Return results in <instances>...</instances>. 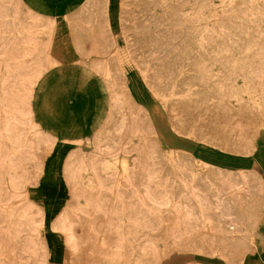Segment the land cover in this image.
Segmentation results:
<instances>
[{
    "label": "rangeland",
    "instance_id": "1",
    "mask_svg": "<svg viewBox=\"0 0 264 264\" xmlns=\"http://www.w3.org/2000/svg\"><path fill=\"white\" fill-rule=\"evenodd\" d=\"M110 1V24L118 34L119 0ZM151 7L146 13L141 0H121V27L153 98L134 64L128 66V75L139 100L152 105L157 138L171 153V168L165 171L159 157H151L146 163L151 176L145 183L137 184L138 172L133 171L130 185H122L114 180L117 169L106 167L107 157L98 154V135L73 142L61 173L68 198L56 216L47 217L38 194L45 187L47 161L57 140L36 122L33 97L38 79L52 64L55 22L27 0H0V264H154L160 253H168L161 264L172 254L205 263L219 262L209 256L225 260L207 252L204 240L213 232V220L202 198L214 180H221V168L228 171L222 178L228 185L238 182L234 171L246 178V171L254 170L264 178V131L255 152L219 146L222 120L214 101L234 95L258 113L257 120H264V0H154ZM160 20L166 26L163 38L150 44L152 35L160 36ZM145 22L150 30L137 29ZM186 38L196 42L202 71L213 81V102L187 133L174 129L171 113L176 120L189 115L190 121V110L177 112L175 97H160L149 80L154 64L186 53ZM144 44L149 46L146 53L137 56ZM161 45L173 46V57L161 58ZM186 73L191 71L181 66L179 75ZM195 93L191 87L184 94L190 98ZM207 118L216 129L204 127ZM247 121L238 119V125L246 127ZM140 139L120 141L119 151L141 148ZM84 143L93 144L92 151L79 160ZM102 229L104 237L99 236ZM180 235L184 242L178 250L171 244Z\"/></svg>",
    "mask_w": 264,
    "mask_h": 264
},
{
    "label": "bare ground",
    "instance_id": "2",
    "mask_svg": "<svg viewBox=\"0 0 264 264\" xmlns=\"http://www.w3.org/2000/svg\"><path fill=\"white\" fill-rule=\"evenodd\" d=\"M95 1L97 2V0ZM153 1L154 0H141L143 4L142 9L144 12L147 13L148 11H152L151 3ZM95 7L98 8V6ZM94 9L93 11L95 12ZM79 12V14H81V11ZM84 13H86V11ZM79 14L77 15V17L80 16ZM90 14L89 16L88 14H86V17H83L87 18L88 16L87 19H89V17L90 19H92V15ZM96 14H99V12ZM72 15L71 19L73 17ZM65 17L67 20V16ZM83 17L81 16L78 18ZM84 18L83 20H85ZM93 20H90V22H96L97 17L96 20ZM78 21L80 23V20ZM90 22L89 25H92L93 22ZM75 23L73 25H75ZM79 23L77 24L79 25ZM96 23H98V21ZM77 24L75 26H77ZM98 25L97 28L99 27ZM146 26V22L142 24L138 23L137 29L147 32L151 28L147 29ZM165 28L166 26L164 20H160V36H158V38L157 36L152 35L150 44L157 43L162 40L164 35L162 31H164ZM80 29L76 30L80 31ZM85 29L83 26V30ZM100 29L101 28L99 27V30ZM86 31L87 30H85L84 32L89 33V31ZM102 35L103 33L101 34V36ZM72 36H74V34ZM88 36H90V34H88ZM91 36H93V34H91ZM101 36H99L98 34V37ZM104 36L105 35H103V37ZM88 38H90L89 42L91 41L90 43L93 44L98 41H96V38H93L95 42L94 40H91V37ZM189 39L190 38H186V40L184 41V45L186 46L184 49L187 51L185 54H180L181 58L178 57L166 59L165 57H167L168 55L172 56V54H170V51L173 49V46L161 45L159 47V51L161 58H165L164 65L159 64L161 66H156L154 64V68L149 74V80L150 82L154 83L153 85L156 86L155 91L159 93L160 97L162 95H166L169 97H171L170 95H173V97H175L177 101L175 105L177 112L183 113L186 109L190 110V121L189 115H184V118L182 120H176L173 117V114L171 113V125H173L174 129L183 131L185 133H187V131L191 129L195 117L197 118V116L203 114L204 111L210 107L209 103L213 102V89H209V87L213 88V81L210 77H208V75L204 74V72L202 71L204 65L202 66V63L199 59H203V57L199 56L200 54L197 52L196 42L191 41ZM88 44L89 43H87L86 45L88 46ZM104 46L100 47L103 48ZM148 47L147 44H144L142 50L139 49L136 55L139 56L145 54ZM79 52L78 54H80ZM96 53L97 54L95 55H98V52ZM84 56L86 57V55ZM113 60L111 61V67H113V70L116 71L117 66L119 65L116 66V63H114ZM146 62L147 58L144 60V63ZM100 63L101 62L99 61L98 66L100 65ZM111 64H108V67H110ZM181 66L189 68L191 73H186L180 76L179 71ZM121 72V70L116 71V74L119 75L117 82L119 89L121 90V94L119 96H113L114 98L112 99L114 101V104L110 111L111 115L107 118L105 124L102 125L100 130L97 132V137L99 138L98 140L101 143L99 144L97 151L98 154H103V156L107 157L106 167H109L114 170L117 169L115 171V179L113 178L115 181L119 182L122 185H130L131 178H134L133 171H137L138 175L136 177V182L137 184H140L145 183L151 176V171L146 165V163L149 162L151 157H159L160 167L163 168L165 171H168L171 168V165L168 163L167 157L168 154L171 153L170 151L163 149V147L160 145L159 139L157 138V131L155 129L151 116L149 115L148 111L144 106L134 101V98L131 94L132 92L130 93V90H128L127 88L128 84L126 81V77H124L122 75L123 72ZM191 87L195 88L196 93L189 98L184 93H186ZM181 93L183 94L181 95ZM214 102L216 108H218V111L221 114L220 118L222 120V123L219 126L220 128L218 127L217 130V144L219 146L226 147L227 149H231L236 152H255L257 148V137L262 131H264V120H257L258 113L251 110L243 100L240 101V99L234 95L227 94L225 99L220 98L215 100ZM224 103H226V106H220ZM180 106H184V108H180ZM168 109L171 112V106H169ZM244 117L248 119L247 126L241 128V126L238 125V119H242ZM204 127H210V131L216 129V127L213 126V119L211 118L206 119ZM224 130H228V139L226 138V132ZM252 130L254 131L252 132ZM233 131L237 132L239 135H235ZM135 136H138L139 138L141 137V148L131 147L128 151L129 153L119 151L120 141H127L129 139H133V137ZM92 146L93 144L90 143L82 144L81 150L78 151L77 158L79 160L85 159L86 157L84 156V152L90 154L92 151ZM134 156H136L142 161L143 166L137 163L136 158H134ZM227 173L228 171L221 168V180H214L213 188L208 190L207 197L202 198V203L207 206L206 212L208 213V215H210L213 220V232L209 236H207V238H205L204 242L206 243V247L209 249V251L207 252L213 253V255H220L226 261L232 264H241L248 256V254L261 251L264 248V180L262 176L254 170H250L248 172L246 171L247 179L245 177L238 176V174L234 171L232 172L233 177L236 178L238 182H235L232 185H228L226 184L227 182L225 183L222 180V178ZM84 178L85 182L88 184L85 176ZM198 182L200 184H207L203 179H198ZM154 200L156 201L155 198L149 199V201ZM196 204L197 203L194 201V205ZM195 212H198V210L196 209ZM102 231L103 229L99 233L100 237L105 236L103 233H101ZM169 240L172 241L171 239ZM177 241L178 242L176 244L172 243L171 246L173 245V248L180 250V243L182 241L184 242V237L180 235ZM167 256L168 253H160V255L155 258L154 264H161Z\"/></svg>",
    "mask_w": 264,
    "mask_h": 264
},
{
    "label": "crops",
    "instance_id": "3",
    "mask_svg": "<svg viewBox=\"0 0 264 264\" xmlns=\"http://www.w3.org/2000/svg\"><path fill=\"white\" fill-rule=\"evenodd\" d=\"M27 1L37 10L50 13L55 22L54 32L49 48L52 64L38 79L33 97V116L36 122L41 126L42 129L49 132L57 140L55 150L47 161V172L45 179L43 180V185L45 187L41 189L38 194V200L45 206L46 216L54 217L57 215L61 206L63 205V202L68 198L67 196L69 195L61 173L66 155L68 154L69 150L75 146V143L73 142L84 141L97 135L96 133L111 115L110 111L114 104L112 98L121 94V90L119 89L117 82L119 75L116 74V71L121 70L123 72L121 73L124 77H126L128 84L127 88L130 90V93L132 92L131 94L134 98V101L146 107L151 116L152 105L144 104L139 100L133 87V83L128 75L129 65L134 64L137 67L139 74L142 80L145 82L152 98L153 93L151 92L149 84L142 74V70L137 65V60H135L130 53L127 36L122 31L121 0H119L120 30L118 34L113 32L110 24V0H97V2L95 0ZM95 6H98V8ZM93 9L96 13L99 12V14H96ZM79 11H81V14H83H79ZM85 11L86 13H84ZM77 13L80 15L78 17H86V14L89 16L91 13L90 15H92V19H90V17L87 19V16V18L83 17L85 19L83 20V18L77 17ZM71 15L73 16V21L71 19ZM65 16H67V20ZM93 19H95L96 22L98 21V23L93 22ZM78 20H80V23ZM90 20L93 21L90 22ZM73 22L75 25L77 23H79V25L77 24V26H75L73 25ZM89 22H93L92 25H89ZM97 25L101 28L100 30L99 27L97 28ZM83 26L84 29L86 28V32L89 31V33L84 32L85 30H83ZM76 29H80V31ZM101 32L103 35H105L104 37L103 35L101 36ZM73 34L74 36H72ZM88 34H90V36H88ZM91 34H93V36H91ZM98 34L101 37H98ZM86 36L91 37V40L96 38V41H98L95 42L94 40V44L90 43V38ZM102 37L108 40H105ZM86 42L89 43L88 46L86 45ZM99 45L101 47L104 46L105 48L103 47V49ZM78 52L80 54H78ZM96 52H98L99 56L95 55L97 54ZM102 53H105L106 55ZM84 55H86V57ZM112 60L114 63H116V66L119 65L117 66L116 71L113 70V67H111ZM99 61L101 63L98 66ZM108 64H111L110 67H108ZM152 118L154 121V116H152ZM176 147L182 148V146L179 144H176ZM171 256L166 259L163 264H232L218 256H209L216 258L219 261L213 263H205L198 260L187 259L186 257L182 258L180 256ZM52 264L61 263L53 262ZM241 264H264V250L259 251L257 254L247 256Z\"/></svg>",
    "mask_w": 264,
    "mask_h": 264
}]
</instances>
